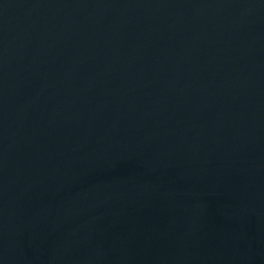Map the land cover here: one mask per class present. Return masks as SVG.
Returning <instances> with one entry per match:
<instances>
[{
	"label": "water",
	"instance_id": "1",
	"mask_svg": "<svg viewBox=\"0 0 264 264\" xmlns=\"http://www.w3.org/2000/svg\"><path fill=\"white\" fill-rule=\"evenodd\" d=\"M0 264H264V0H0Z\"/></svg>",
	"mask_w": 264,
	"mask_h": 264
}]
</instances>
